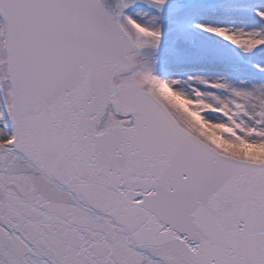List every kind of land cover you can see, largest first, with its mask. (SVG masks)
<instances>
[{"label":"water","instance_id":"obj_1","mask_svg":"<svg viewBox=\"0 0 264 264\" xmlns=\"http://www.w3.org/2000/svg\"><path fill=\"white\" fill-rule=\"evenodd\" d=\"M126 2L0 0L14 125L0 264H264V161L211 146L142 82L114 83L133 67ZM110 104L134 123L100 126Z\"/></svg>","mask_w":264,"mask_h":264},{"label":"rangeland","instance_id":"obj_2","mask_svg":"<svg viewBox=\"0 0 264 264\" xmlns=\"http://www.w3.org/2000/svg\"><path fill=\"white\" fill-rule=\"evenodd\" d=\"M129 9L122 24L135 43L134 67L129 74H117L116 81H141L183 126L220 151L264 161V157L241 155L226 147L264 149V98L260 90L259 94L245 90L248 82L264 87V48L256 51L254 45L259 41L264 46V0H235L219 9L154 13L158 15L155 24H164L158 33ZM211 16L219 20H208ZM7 67V59L0 56V142L14 133ZM255 99L262 108L257 113L250 110ZM120 119L123 123L133 120L109 108L102 125ZM200 128L219 143L203 135Z\"/></svg>","mask_w":264,"mask_h":264},{"label":"bare ground","instance_id":"obj_3","mask_svg":"<svg viewBox=\"0 0 264 264\" xmlns=\"http://www.w3.org/2000/svg\"><path fill=\"white\" fill-rule=\"evenodd\" d=\"M131 1L134 3V2H138L139 0H131ZM168 1L169 0H167L165 3H167ZM173 1L174 0H171V2H173ZM233 1H235V0H232L231 2H233ZM145 2H147V1H145ZM147 4L149 5L150 3H147ZM154 4H155L154 2L150 4L152 8L155 7ZM128 10H130V9H128ZM133 11H134L135 15L139 19H141L143 22H145L147 25L150 24L151 26L155 27L154 28V30H155L154 32H157L158 33V32H160L163 29L164 24H160V25L157 24L156 25L155 24V19H154L155 16L160 15V13H162V12H160V11H148V10H145V9H142V8H133ZM154 13L155 14L158 13V15H155ZM164 13H170V12H164ZM218 14L227 15L228 13H218ZM208 20H219V19L216 18V17H214V16H211V17H209ZM2 23H4V22H3L2 18L0 17V25H2ZM204 24L207 25V23H204ZM199 26L200 27H203L204 25L201 24ZM182 41H184V40H182ZM5 45H6V30H5V27L2 25V30H0V56L2 58L7 59ZM254 45L256 47V49H255L256 51H258V49H260V48H264V46H262L259 41H255ZM263 55H264V53H263ZM2 73H3V75L4 74H7L6 71H3ZM6 84L10 85L9 78H8ZM247 84H248V86L245 87V90L246 91H248V88H250L251 91L255 92L256 94H259V90H260L261 91L260 94H262L261 95V98L262 99L264 98V87L261 86V84H259V83H251V82H248ZM9 92L11 93L10 87H9ZM262 99H261V101H262ZM250 105H251L250 110L253 113L254 112L257 113L256 110H260V111L262 110L261 105L259 104V100L258 99H255ZM253 109H255V110H253ZM131 119H133V117H131ZM120 121L122 122L121 119H120ZM200 131H202V134L205 135L206 137H208V138L212 139L213 141L219 143L218 142L219 141L218 139H216L215 137H210L209 136L210 134L209 133H206L203 129L200 128ZM2 135L3 134H2V131H1V128H0V136H2ZM226 147L228 149L234 151V152H237V153L241 154V155H245V156H249V157H264V149H256V148H253V147H250V146L235 147L234 145H228Z\"/></svg>","mask_w":264,"mask_h":264}]
</instances>
